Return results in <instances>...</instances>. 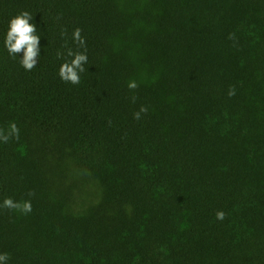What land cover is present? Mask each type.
<instances>
[{
  "label": "trees",
  "instance_id": "1",
  "mask_svg": "<svg viewBox=\"0 0 264 264\" xmlns=\"http://www.w3.org/2000/svg\"><path fill=\"white\" fill-rule=\"evenodd\" d=\"M24 10L32 71L4 47ZM77 27L88 63L73 85L56 53L77 50ZM11 122L0 204L32 212L0 207L7 264H264V0H0Z\"/></svg>",
  "mask_w": 264,
  "mask_h": 264
},
{
  "label": "clouds",
  "instance_id": "2",
  "mask_svg": "<svg viewBox=\"0 0 264 264\" xmlns=\"http://www.w3.org/2000/svg\"><path fill=\"white\" fill-rule=\"evenodd\" d=\"M33 15L29 11H21L17 15L10 18L8 23V29L4 38V47L7 50L9 56L16 58L18 54L22 53V59H20L21 66L26 71H32L38 63L40 57V36L37 34V26L32 23ZM82 30L77 27L72 33V42L77 45V50H73L71 47H67L66 52L58 51L56 56L58 59H62L58 75L60 79L65 83H71L78 85L81 82V73L86 71L85 65L88 63L86 39L82 36ZM66 30L61 31V35H66ZM234 34H230V38ZM78 49H84L80 51ZM127 87L130 90H135L139 87L136 81L131 80L128 82ZM228 95L231 97L235 95V88L231 87L228 91ZM135 97H133V101ZM148 108L141 106L140 109L133 114L134 119L139 120L141 113H147ZM20 129L15 122H11L8 127H0V142L7 143L9 140H19ZM29 196L34 195L33 192L28 193ZM0 207L14 210L22 215H27L32 212V203L30 200L16 201L11 197L3 199ZM216 219L224 220L225 212L223 210H217ZM10 259L8 253H0V264H7Z\"/></svg>",
  "mask_w": 264,
  "mask_h": 264
}]
</instances>
